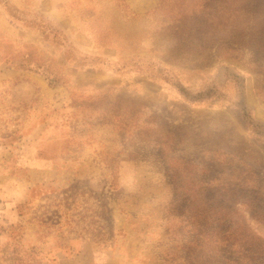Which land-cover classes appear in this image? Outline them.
Returning a JSON list of instances; mask_svg holds the SVG:
<instances>
[{
	"label": "rangeland",
	"instance_id": "obj_1",
	"mask_svg": "<svg viewBox=\"0 0 264 264\" xmlns=\"http://www.w3.org/2000/svg\"><path fill=\"white\" fill-rule=\"evenodd\" d=\"M0 264H264V0H0Z\"/></svg>",
	"mask_w": 264,
	"mask_h": 264
}]
</instances>
